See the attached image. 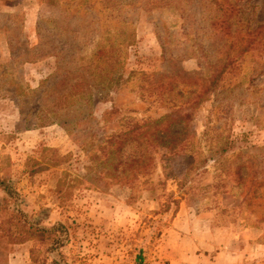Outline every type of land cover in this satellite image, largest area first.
<instances>
[{
    "label": "rangeland",
    "instance_id": "1",
    "mask_svg": "<svg viewBox=\"0 0 264 264\" xmlns=\"http://www.w3.org/2000/svg\"><path fill=\"white\" fill-rule=\"evenodd\" d=\"M117 1L112 12L102 0H0V180L30 222L64 226L52 245L0 241V264H264V70L252 52L187 123L198 146L158 155L155 173L131 184L87 170L127 118L158 119L177 103L174 94L147 92L143 73L202 71L203 53L219 56L224 39L212 23L224 14L214 3L239 6L230 20L241 38L264 25V0ZM132 31L124 80L95 92L90 126L45 124L56 115L53 96L40 100L43 83L76 73L101 44ZM227 138V154H216Z\"/></svg>",
    "mask_w": 264,
    "mask_h": 264
},
{
    "label": "trees",
    "instance_id": "2",
    "mask_svg": "<svg viewBox=\"0 0 264 264\" xmlns=\"http://www.w3.org/2000/svg\"><path fill=\"white\" fill-rule=\"evenodd\" d=\"M128 2L131 1L128 0ZM144 2L150 5L146 0ZM102 3H111L106 9L112 12L120 5L117 0H102ZM214 4L224 14V18L212 23L217 33L224 39L221 53L214 59H210L208 53H203L202 59L206 63V70L193 73L179 70L165 75L142 74L148 82L147 92L153 95L168 94L170 97L174 94L173 100H177V103L171 107L172 111L158 119L148 118L140 121L127 118L120 131L99 143L97 154H92L90 158L92 163L87 170L90 173L99 172L100 180L106 179L112 184L121 182L131 184L140 176L149 177L155 173L158 155L168 159L172 155H180L189 148L198 146L192 142L194 135L189 131L187 123L193 120L196 110L208 97L220 88L225 76L235 71L240 64L242 65L250 52L253 54L252 57L261 58L260 66L261 70H264V25H259L254 31L247 33L246 37L240 38V35L231 32L235 22L230 20L234 17V13L235 15L239 13V6L226 5V3ZM153 6L158 4L154 3ZM240 19L239 17L237 20ZM130 34L127 41L119 44H111L108 47L101 44L94 56L83 63L76 73L65 71L61 74V79L53 86L50 85L51 80L43 83L44 91L40 100L53 96L52 99H55L49 111L56 115L53 117L55 119H49L45 124L86 125L87 128L90 126L94 120L95 92L110 91L120 86L124 80L121 57L122 50L133 43L134 31ZM13 54L16 55V52L13 51ZM80 61L84 62V59ZM28 62L30 59L22 61L23 64ZM0 67L4 68V66ZM181 85H191L194 89L185 93L180 89ZM4 97L0 95V98ZM173 100L171 99V102ZM74 110L75 113L68 116ZM41 111H43L42 106L38 109L39 113ZM182 111H185V114H180ZM60 112L65 118L61 119ZM117 113L116 110L107 112L108 121H111ZM41 124L43 122L39 126ZM182 137L186 138L181 140ZM90 146L93 147L94 144ZM230 148L229 138H227L216 154L223 156ZM0 191L5 194L0 201V220H4V226H0V241L4 242L5 247L23 244L33 239L42 243L50 242L51 245L59 242L60 237L56 231L63 232V225L46 228L30 222L23 211L13 209L20 197L14 188L6 181L0 180ZM138 259L142 260L141 257Z\"/></svg>",
    "mask_w": 264,
    "mask_h": 264
},
{
    "label": "crops",
    "instance_id": "3",
    "mask_svg": "<svg viewBox=\"0 0 264 264\" xmlns=\"http://www.w3.org/2000/svg\"><path fill=\"white\" fill-rule=\"evenodd\" d=\"M0 102H1V100H0Z\"/></svg>",
    "mask_w": 264,
    "mask_h": 264
}]
</instances>
